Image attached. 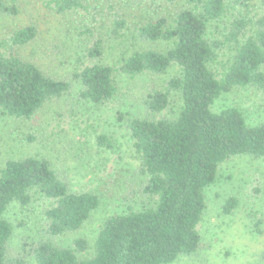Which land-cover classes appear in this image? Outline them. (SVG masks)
Returning a JSON list of instances; mask_svg holds the SVG:
<instances>
[{
    "label": "trees",
    "instance_id": "trees-1",
    "mask_svg": "<svg viewBox=\"0 0 264 264\" xmlns=\"http://www.w3.org/2000/svg\"><path fill=\"white\" fill-rule=\"evenodd\" d=\"M196 2L172 19L160 17L139 27L140 44L123 45L112 64L103 62L104 34L89 29L95 40L85 57L92 62L74 73L81 97L106 106L118 99L121 78L158 79L171 69L179 71L163 84L148 87L141 98L143 114L115 113L133 141L145 175L140 192L147 203L108 217L94 254L81 258L77 252L86 249L85 240L63 247L55 239L80 229L99 208L100 196L74 191L48 157L11 159L0 169V264H173L201 248L199 225L207 189L218 180L220 166L236 156L264 159V122L249 124L236 106L213 109L234 89L264 91V12L254 14L256 0ZM47 5L57 13L86 9L84 0H47ZM19 12L18 0H0V17ZM127 22L123 15L115 18L109 34L122 38ZM38 32V25L31 23L0 38V114L33 126L48 103L74 88L73 81L48 75L24 55L23 48ZM174 94L181 102L177 115L160 117ZM27 136L30 142L37 140L34 133ZM97 142L114 146L107 134H99ZM37 198L49 202L44 234L29 249L16 251L7 212L15 203L27 209ZM238 204L231 197L224 212L233 214Z\"/></svg>",
    "mask_w": 264,
    "mask_h": 264
},
{
    "label": "rangeland",
    "instance_id": "rangeland-1",
    "mask_svg": "<svg viewBox=\"0 0 264 264\" xmlns=\"http://www.w3.org/2000/svg\"><path fill=\"white\" fill-rule=\"evenodd\" d=\"M18 1L17 15L0 17V38L36 23L38 36L23 48L24 55L48 75L73 81L74 88L62 99L48 103L35 126L0 114V169L11 159L45 156L52 160L58 174L69 181L74 191H90L100 196L99 208L80 229L55 239L63 247L74 246L77 239L85 240L86 249L77 253L87 258L94 254L97 237L108 217L139 210L147 203L140 192L145 175L135 156L133 141L115 113L122 110L143 114L141 98L148 87L163 84L179 73L174 68L158 79L121 78L118 99L106 106L95 105L81 97V86L74 78V73L92 62L85 57L87 47L95 40L88 30L104 34L103 62L112 64L121 55L123 45L140 44L139 27L160 17L172 19L197 2L84 0L86 9L57 13L47 5V0ZM256 4L254 14L259 17L264 5L262 0H256ZM235 7L236 11L240 10L239 5ZM120 15L128 21L127 29L122 30V38L116 39L109 34V27ZM180 106L179 97L174 94L160 117L176 116ZM231 106L243 110L251 125L264 122L262 90L234 89L216 101L213 109L219 112ZM29 133H34L37 140L28 141ZM99 134H107L114 146L101 147L97 142ZM231 197H236L239 204L233 214H226L224 206ZM48 204L37 198L27 209L17 203L9 208L7 218L14 227L12 246L16 251L29 249L44 234ZM199 231L201 248L173 264H264V159L236 156L220 166L218 180L207 189V208ZM28 255L29 262H33Z\"/></svg>",
    "mask_w": 264,
    "mask_h": 264
}]
</instances>
